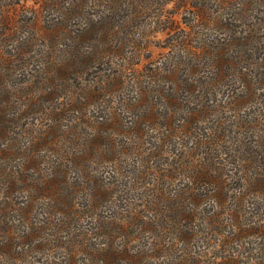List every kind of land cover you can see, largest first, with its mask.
<instances>
[{"label":"trees","instance_id":"obj_1","mask_svg":"<svg viewBox=\"0 0 264 264\" xmlns=\"http://www.w3.org/2000/svg\"><path fill=\"white\" fill-rule=\"evenodd\" d=\"M50 6L73 57L37 55L80 91L47 117L55 92L19 96L0 64V264H264V0ZM150 26L172 42L139 74Z\"/></svg>","mask_w":264,"mask_h":264},{"label":"rangeland","instance_id":"obj_2","mask_svg":"<svg viewBox=\"0 0 264 264\" xmlns=\"http://www.w3.org/2000/svg\"><path fill=\"white\" fill-rule=\"evenodd\" d=\"M0 51L3 54V60L0 61V64H8L13 63V66L9 69L7 74L3 76L7 87L16 90L19 96H25L27 94H32V97L38 98L41 96H45L46 93H50L54 91L55 94L52 95L51 98H55V100H48V103L44 102V106L47 107V117L57 119L56 113L51 112V105L56 107V104L63 103L65 106L71 102L73 97L70 99L65 97L66 93L72 91H80L77 87L74 88L72 84L69 82H65L62 84L61 82H55L54 78V70L50 66L52 64V60L49 59V65L47 63L44 65V59L37 55L41 50V44L39 41L45 43V48L50 49L51 47H46L48 44L44 41H54L55 47L57 44V51L53 54V61L60 56L61 51L59 49L64 50L67 55L66 57H73L72 51L73 47L71 45L72 40L66 36L60 37L56 40H52L49 32L55 29H59L61 33H71L69 30L61 28L59 25L54 24L56 19L59 17L56 10L53 9L50 5H52L53 0H0ZM155 11H159L158 9H154ZM164 17L162 20H166L167 18L173 17V19L169 20L170 24L173 23L174 27H176V31L178 32L179 28L177 27H185L181 21L182 16L185 12L181 11L178 14H174V5H168L164 10ZM150 13L153 15L149 18V21L152 23V18H155V22L152 24L154 27L158 24V18L155 16L154 12L150 10ZM80 21V20H78ZM177 23V24H176ZM58 27V28H57ZM72 29L77 30L79 25L74 26L72 24ZM62 31H61V30ZM138 29V28H137ZM143 29V30H142ZM152 27L140 28V32H138L135 38H143L141 42L142 49L141 52L143 56V62L139 65L137 71L139 74H142V67H144L149 61L155 62L162 61L163 56L166 58L168 56V48L166 46L171 45L172 41L168 40V37L172 38L173 36L168 34V30H159L157 32L152 31ZM176 32V33H177ZM48 33V39L45 40L41 37V34ZM60 33V34H61ZM57 33H53V37L60 35ZM74 35L73 33H71ZM40 35V37H38ZM76 43V41H74ZM135 43L138 41H134ZM133 43L130 49H134L136 44ZM132 44V42H131ZM18 46L20 47L19 51H15V48L18 50ZM148 57V59H147ZM43 66L42 68H46L44 70L33 71L36 69V65L39 64ZM59 61V60H58ZM2 72L4 74V67H2ZM75 70H81L78 75L83 76L84 80L82 84L91 83L90 80L99 79V74L94 73V75H88V71L77 68ZM91 71V70H90ZM45 73L47 75H45ZM134 76L133 74H131ZM79 77V76H78ZM3 87V86H2ZM30 87L32 91L27 90L26 88ZM26 89V90H20ZM72 89V90H71ZM3 90V88H2ZM71 90V91H70ZM65 97V98H64ZM58 99V101L56 100ZM67 103V104H66ZM64 106V107H65ZM61 109V108H59ZM56 109L55 111H58ZM248 112V111H247ZM230 115V113H228ZM238 112H234L231 115H238ZM34 117V116H33ZM39 118H35L36 122L41 128L46 123L50 122V119H42L43 115L38 116ZM246 261V259H245Z\"/></svg>","mask_w":264,"mask_h":264}]
</instances>
